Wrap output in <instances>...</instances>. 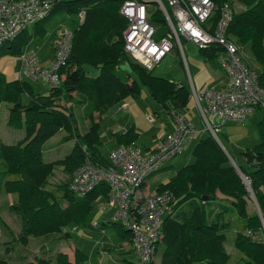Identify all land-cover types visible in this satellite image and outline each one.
Wrapping results in <instances>:
<instances>
[{"label":"trees","instance_id":"trees-1","mask_svg":"<svg viewBox=\"0 0 264 264\" xmlns=\"http://www.w3.org/2000/svg\"><path fill=\"white\" fill-rule=\"evenodd\" d=\"M213 1L217 8L227 3V0ZM235 1L243 9L235 12L231 8L232 21L227 34L234 41L243 64L240 52L244 48L249 51L258 66V70H254L257 83L264 91V0ZM121 3V0H55L50 15L35 24L31 32L29 28L24 29L0 47V57H19L33 38L45 35L44 22L54 12L83 13L80 24L72 31L70 58L59 71L63 79L51 87L47 96L33 93L24 79L7 82L0 73V103L10 105L7 125L25 133L24 139L15 145L0 141V188L15 196L9 209L21 220L19 239L23 244L32 236L62 233L67 237L66 226L80 223L90 213L94 202L105 200L109 188L104 183L95 186L81 200H75L68 186L70 178L86 159L93 164L106 165V159L99 152L101 120L125 99H137L139 84L147 88L155 103L171 110L173 115H179L178 110L187 106L188 97L183 87L153 76V69L145 70L124 51L122 34L127 21L119 13ZM218 17L217 11L213 21ZM153 21L161 27L164 24L158 11ZM199 53L205 61L215 59V55L201 50ZM121 62H126L135 79L130 74L120 73ZM85 66L98 69V75L89 76L84 71ZM64 95L67 103L62 106L60 101ZM76 111L87 121L82 132ZM61 130L68 133L63 141L74 138V147L63 159L44 162L43 145ZM258 131L260 143L243 150L240 153L243 163L233 160L237 167L234 168L217 141L205 130L208 135L193 147L194 162L180 168L151 191L152 194L169 190L175 200L171 213L163 218L161 238L156 242L159 264H227L229 256L224 242L228 224L222 221V213L213 217L212 211L207 213V205L217 199V193L230 200L235 214L243 220L242 231L236 233L234 239L243 264H264V119L258 123ZM137 139L138 133L133 127L121 134L114 133L115 149L135 146ZM56 167H62L69 179L55 190H48L46 186ZM249 190L257 207L252 213L248 212ZM57 194L65 200V205L59 204ZM110 225L119 228L121 241L131 244L129 229L112 221ZM84 258L75 249L73 262L60 254L56 256V264H84ZM0 264L7 261L0 259ZM36 264H51V261L42 259Z\"/></svg>","mask_w":264,"mask_h":264},{"label":"built area","instance_id":"built-area-1","mask_svg":"<svg viewBox=\"0 0 264 264\" xmlns=\"http://www.w3.org/2000/svg\"><path fill=\"white\" fill-rule=\"evenodd\" d=\"M120 15L126 19L123 31L124 51L138 65L151 71L174 49L185 60L182 46L188 42L198 50L215 55L226 73L220 90L196 89L185 62L191 98L207 130L215 140L216 131L209 117L225 122L243 121L255 109L264 110V91L257 83L256 72L245 66L227 29L233 11L228 3L220 8L213 0H121ZM55 0H0V47L17 37L24 29L48 17ZM161 13L163 26L153 21ZM219 17L213 21L216 12ZM82 18L83 13L79 14ZM73 34L62 32L54 43V60L45 70L37 64L33 53L23 52L18 80L45 79L55 87L63 79L59 74L70 58ZM148 121H152L148 118ZM216 128V127H215ZM196 128L183 116L174 115L172 132L157 141L156 147L142 156L136 146L114 149L106 165L86 161L73 173L69 190L83 197L95 186L104 183L108 194L104 208H113L111 221L132 232V247L138 264H147L155 255L161 238L163 218L175 205L169 190L144 193L145 180L157 172L162 163L179 154L197 134Z\"/></svg>","mask_w":264,"mask_h":264},{"label":"rangeland","instance_id":"rangeland-1","mask_svg":"<svg viewBox=\"0 0 264 264\" xmlns=\"http://www.w3.org/2000/svg\"><path fill=\"white\" fill-rule=\"evenodd\" d=\"M227 3L235 12L243 9L235 0H227ZM80 21L81 18L78 14H69L65 10L54 12L44 22L45 35L42 38H33L26 47L25 52L35 54L38 66L43 70L47 69L54 60L52 45L56 42L54 41L56 37L64 31L72 32L78 27ZM32 27L28 29L30 32ZM182 49L185 60L174 49L154 67L152 75L169 79L184 88V94L188 97V102L186 107L181 111L178 110L179 115L189 121L198 130V134L182 148L179 154L165 160L159 170L145 180L149 187L144 189V193H150L157 185L168 181L180 168L192 164L194 162L192 156L194 145L209 133L204 132L205 125L201 120L194 100L191 98L189 81L185 71L186 62L187 67L190 69V75L195 81L196 73L193 71V65L197 64L201 71L203 59L199 50L191 43H184ZM240 57L243 58L244 64L250 65L253 70H258V66L254 63L246 48L240 52ZM134 62L137 63L135 60ZM211 65H215L221 72L223 79L226 78V73L217 60L211 62ZM19 70V57L11 55L0 57V73L4 75L7 82L18 79ZM84 71L92 77L98 75V69L90 66H85ZM119 71L122 74H130L135 79L126 62L119 64ZM24 80L29 83L33 93L37 95L47 96L51 90V84L43 78L38 81L26 78ZM60 102L62 106H65L67 103L66 95L62 97ZM9 107V104L0 103V141L6 145H15L24 139L25 133L22 129H13L7 125ZM173 113L171 110L167 111L164 107L155 103L149 96L147 88L139 84L137 99L131 97L125 99L122 103L111 108L101 120L99 129L100 154L103 158H107L109 152L116 147L114 132L121 134L133 127L138 133L135 146L140 150L142 156H147L148 150L154 149L160 138L172 132ZM75 115L80 132H82L87 126V121L81 118L79 111H76ZM148 118H151L152 121H148ZM209 119L223 150L239 164L243 163L240 153L260 143L258 123L264 119V110L262 109H255L243 121L238 122L229 121L224 123L214 116L209 117ZM67 135V132L61 130L43 145L42 158L44 162L61 160L71 152L75 140L73 138L63 141V138ZM68 179V175L63 172L62 167H56L46 188L55 190L67 182ZM73 196L75 200L82 199L78 194ZM57 198H59L58 194ZM14 200L15 196L6 194L0 188V259L6 260L7 264H36L38 260L42 259L50 260L51 264H56V256L60 254H65L73 260L75 249H78L85 256L84 264H138V257L132 244L121 241L118 235L119 228L110 225L114 209L111 207L104 208L103 199H98L92 204L90 213L85 216L83 221L70 224L64 228V233H68L67 237H64L62 233L50 236H32L27 239L25 244L19 239L22 228L21 220L9 209ZM228 200L216 199L212 201L207 205V213L212 211V217L215 214L222 213L220 217L227 222L229 227V229L226 228L225 233L229 240L234 235L233 231L236 229V224H243V220L235 214L230 205V200ZM58 202L62 206L66 204L65 200L60 198ZM255 209L257 210L255 201L251 198L248 203V212L252 213ZM237 253L240 252L237 250ZM232 258L234 259V256ZM152 261L153 264H159L158 253L153 256Z\"/></svg>","mask_w":264,"mask_h":264},{"label":"crops","instance_id":"crops-1","mask_svg":"<svg viewBox=\"0 0 264 264\" xmlns=\"http://www.w3.org/2000/svg\"><path fill=\"white\" fill-rule=\"evenodd\" d=\"M58 37H59V35L56 37V40H57ZM56 40H54V41H56ZM54 41H53V43H54ZM53 48H54V44L52 45V51L54 53V49ZM214 60H212V61L203 60V65L200 68L201 71L197 67L198 66L197 64L193 65V71L196 73L195 81H193V78L190 75V69L188 68L189 75H190V77L192 79V83H193V85H194V87L196 89H198L200 91H204V90L209 89V88L222 89L224 87V84L226 82L227 77L225 79H223L222 75H221V72L215 67V65H211V62H213ZM60 104L62 105L61 102H60ZM114 133H116V132H114ZM111 152H109V153H111ZM105 159L107 161V158H105ZM145 185H146V187H144V188H148L149 187V186H147L146 183H145ZM148 194H151V192L148 193ZM216 197H217V199L225 200L218 193L216 194ZM228 201H226V202H228ZM222 221L227 223L224 219H222ZM237 224H238V226H237ZM237 224H236V229H234V231H233L234 235H232L229 238V240L227 239V235L225 234V238L226 239H225V242H224V249H225V252L227 253V255L229 256L227 264H242V262H243L242 254L241 253L238 254L237 253V249L234 247L235 235H236V233L242 231V224H240V223H237ZM227 229H229L228 226H227ZM227 245L229 247L228 250H227ZM233 256H234V259L232 258ZM67 258H68L69 262H73L74 255H73V260L69 259L68 256H67Z\"/></svg>","mask_w":264,"mask_h":264},{"label":"water","instance_id":"water-1","mask_svg":"<svg viewBox=\"0 0 264 264\" xmlns=\"http://www.w3.org/2000/svg\"><path fill=\"white\" fill-rule=\"evenodd\" d=\"M217 141V143H218V145L220 146V148L223 150V148H222V146H221V144L219 143V141L218 140H216ZM224 151V150H223ZM224 153L226 154V152L224 151ZM227 155V154H226ZM227 157H228V159H229V162L231 163V165L234 167V168H237L236 167V165H235V162L227 155ZM249 193H250V197L254 200V197H253V195H252V193L250 192V190H249ZM255 201V200H254ZM256 204V203H255Z\"/></svg>","mask_w":264,"mask_h":264}]
</instances>
